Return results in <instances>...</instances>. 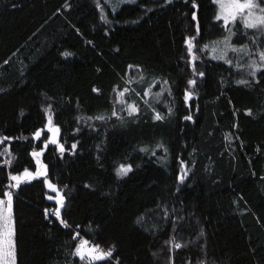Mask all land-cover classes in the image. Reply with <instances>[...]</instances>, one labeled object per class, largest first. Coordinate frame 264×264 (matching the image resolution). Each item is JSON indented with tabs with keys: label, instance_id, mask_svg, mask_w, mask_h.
Masks as SVG:
<instances>
[{
	"label": "trees",
	"instance_id": "trees-1",
	"mask_svg": "<svg viewBox=\"0 0 264 264\" xmlns=\"http://www.w3.org/2000/svg\"><path fill=\"white\" fill-rule=\"evenodd\" d=\"M216 13L214 0H0V101L62 45L88 68L40 97L38 125L0 129L12 160L0 154V198L9 173L37 171L33 151L47 166L13 191L16 264H87L72 255L75 231L114 249L95 264H264V74L202 50L226 33ZM125 87L133 115L114 103ZM120 164L132 171L117 176ZM45 180L64 196L60 217Z\"/></svg>",
	"mask_w": 264,
	"mask_h": 264
},
{
	"label": "snow or ice",
	"instance_id": "snow-or-ice-1",
	"mask_svg": "<svg viewBox=\"0 0 264 264\" xmlns=\"http://www.w3.org/2000/svg\"><path fill=\"white\" fill-rule=\"evenodd\" d=\"M214 3L218 5V12L215 16L217 21L223 20L224 28L228 31V35L224 37L222 42H216L217 44L222 43L223 47H214L212 51L214 53H219L218 55H214L213 58L223 60L225 63L232 64L233 61L228 57V53H237L242 54L243 56H247L249 59L246 64H240L237 62V68H249L251 69L249 75L255 77L258 72H262L264 74V39H260L258 42L257 36H250L249 40L252 44L256 45L255 51L249 48L247 44H241L239 47L235 46L231 42V38L236 36L238 33L231 30L229 25H235L237 19L239 18L243 24V28L245 30H255L259 37H264V7H261V4H264V0H214ZM99 6V5H98ZM193 19H195V14H193ZM198 30V29H197ZM247 31L243 33V35H247ZM195 38L190 37L185 40L187 45V51L191 56V62L193 63V73L198 74L199 76L203 77V72H198L195 68V61L198 58L193 49L197 47L198 41L194 44ZM209 45H204V49H208ZM203 50V49H202ZM67 55V54H65ZM241 57V58H242ZM131 67V66H130ZM165 84L168 81H164ZM238 83L246 84L248 81L240 80ZM188 84L195 85L196 80L190 79L188 80ZM93 91H98L97 89H93ZM130 90L125 87L122 91L117 93V96L114 100V103H119L121 105L122 111H127L129 115H133L134 113L139 111V105L135 102L133 103H126L124 97L126 94H129ZM150 94V89L145 90L144 95L147 96ZM137 95H139L137 93ZM157 98H159L162 93L155 94ZM192 96L191 92L185 93V100L190 99ZM52 106L48 105L46 112L51 113ZM113 116H116V110L114 108L112 112ZM96 119L103 120V116L96 117ZM154 119L161 120L163 117L156 113ZM185 119H191L190 116L185 117ZM47 131L52 134L50 143L57 144L58 143V135L60 133V129L57 126L53 125L51 115L48 118L47 124ZM35 138L39 139L41 137V131L37 130L34 133ZM9 139L8 137L0 138V143H3L4 140ZM46 142L44 147L47 148L48 143ZM73 149L76 148V145L73 144L71 146ZM157 147L163 148L162 144L157 145ZM59 151L63 153L65 151L64 146L61 144L59 145ZM140 151L146 152L148 149H140ZM165 151L167 149L165 148ZM0 154H7L11 156L10 150L5 148L4 153ZM43 152H36L33 151L31 155L36 158V162L40 167L37 169L35 173L32 171L25 169L23 173L12 175L9 173V180L14 183H10L8 185L9 188H19L20 184L25 181H30L36 179L40 176H47V166L42 165L40 161V157L42 156ZM155 155V153H152ZM6 164H11L12 160L9 159L5 161ZM181 165L183 166V161H181ZM132 171L131 164H120L116 168V174L119 177L127 176L128 173ZM186 175V173H185ZM184 176L181 175L179 180L183 182ZM49 189L56 191V186L51 183V181L45 180ZM58 202L61 206L64 204V196L57 192ZM3 197L0 199V264H16L15 259V242H14V222L12 220V206H13V196L11 191L3 192ZM50 199L52 197H49ZM55 215L60 217V209L57 208L55 211ZM138 222L139 219H138ZM60 223L67 227L66 222L61 219ZM79 235L78 233L76 234ZM76 236L73 237L75 239ZM181 245L179 243L175 244V248L179 249ZM113 248H109L107 251L100 248L98 244H94L89 242L86 239L81 238L80 242L77 244L74 252L72 255L79 257V259L84 262L87 261V264H95L97 261H103L113 255ZM119 264V262H117Z\"/></svg>",
	"mask_w": 264,
	"mask_h": 264
},
{
	"label": "rangeland",
	"instance_id": "rangeland-1",
	"mask_svg": "<svg viewBox=\"0 0 264 264\" xmlns=\"http://www.w3.org/2000/svg\"><path fill=\"white\" fill-rule=\"evenodd\" d=\"M107 3L116 5L118 3L127 2L130 0H105ZM168 2L172 0H167ZM132 2V1H131ZM215 4V3H214ZM218 12V5L215 4ZM261 7H264V4H261ZM113 9H116L112 6ZM117 10V9H116ZM217 14V13H216ZM216 20V19H215ZM217 21V20H216ZM223 24V20H220ZM224 26V25H223ZM232 31L238 33L236 36L231 38L233 45L239 47L241 44H247L250 49L255 51L256 45L252 44L249 40L250 36H257L258 42L264 37H259L255 30H245L243 24L238 18L235 25H229ZM226 30V29H225ZM247 31V35L243 33ZM228 35V31L224 36L211 41L206 44L209 45L208 49L203 50L210 55V57L215 61L224 62L220 59L213 58L214 55L219 53H214L212 49L214 47H223V44H217L216 42H222L224 37ZM67 54V55H65ZM66 57H69V60L66 61ZM228 57L233 61L232 66L235 70L242 73L249 74L251 69L249 68H237V62L240 64H246L248 61L247 56L237 53H228ZM242 57V58H241ZM225 63V62H224ZM87 66L84 65L75 55H71L70 50L64 45L60 46L57 51L52 52L40 65H38L25 79L22 86L17 90L10 93L2 101H0V129L9 128L13 134H16L23 126L33 123L35 125L39 124V113H40V97L44 94H57L66 88L70 87L83 73L87 71ZM54 125V123H53ZM55 126V125H54ZM7 149H9L7 147ZM43 152V151H42ZM4 153V152H3ZM6 158L9 155L3 154ZM43 155V154H42ZM9 159V158H8ZM36 160V158H35ZM42 165H45L40 157ZM37 164V162H36ZM39 168L40 165L37 164ZM14 183V182H12ZM16 188L12 189V196L14 198L13 191ZM50 191L54 194L48 198L50 201L57 203L59 209L62 207L58 202L57 189ZM61 194V193H60ZM2 199V198H0ZM12 220L13 218V206H12ZM14 242H15V227H14ZM15 259H16V247H15Z\"/></svg>",
	"mask_w": 264,
	"mask_h": 264
},
{
	"label": "built area",
	"instance_id": "built-area-1",
	"mask_svg": "<svg viewBox=\"0 0 264 264\" xmlns=\"http://www.w3.org/2000/svg\"><path fill=\"white\" fill-rule=\"evenodd\" d=\"M79 234L78 236L76 235V234ZM74 236H76V238H75V240H79L78 242H80V239L81 238H83V239H86L84 236H82L78 231H75V233H74ZM86 240H88V239H86ZM89 242H91V243H94V242H92V241H90V240H88ZM95 244V243H94ZM101 248V247H100ZM102 249V248H101ZM104 250V249H103ZM105 251H107V250H105ZM112 257H109V258H107L106 260H109V259H111ZM117 262L118 261H116V264H117Z\"/></svg>",
	"mask_w": 264,
	"mask_h": 264
},
{
	"label": "crops",
	"instance_id": "crops-1",
	"mask_svg": "<svg viewBox=\"0 0 264 264\" xmlns=\"http://www.w3.org/2000/svg\"><path fill=\"white\" fill-rule=\"evenodd\" d=\"M39 65H40V64H39ZM32 71H33V70H32ZM32 71H31V72H32Z\"/></svg>",
	"mask_w": 264,
	"mask_h": 264
},
{
	"label": "water",
	"instance_id": "water-1",
	"mask_svg": "<svg viewBox=\"0 0 264 264\" xmlns=\"http://www.w3.org/2000/svg\"><path fill=\"white\" fill-rule=\"evenodd\" d=\"M46 130H47V128H46Z\"/></svg>",
	"mask_w": 264,
	"mask_h": 264
}]
</instances>
